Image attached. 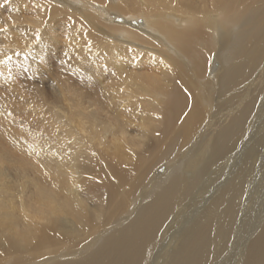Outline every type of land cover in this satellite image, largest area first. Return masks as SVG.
<instances>
[{
    "label": "bare ground",
    "instance_id": "1",
    "mask_svg": "<svg viewBox=\"0 0 264 264\" xmlns=\"http://www.w3.org/2000/svg\"><path fill=\"white\" fill-rule=\"evenodd\" d=\"M0 85V264H264V0H0Z\"/></svg>",
    "mask_w": 264,
    "mask_h": 264
},
{
    "label": "rangeland",
    "instance_id": "2",
    "mask_svg": "<svg viewBox=\"0 0 264 264\" xmlns=\"http://www.w3.org/2000/svg\"><path fill=\"white\" fill-rule=\"evenodd\" d=\"M40 87L43 88L45 91H46V94L48 96V94L50 93L51 91V86H49L46 81H41L40 82ZM47 87V88H46ZM7 88L6 86L4 85H0V107L3 106V108H7L8 110L7 111H12L15 107V101H16V95L11 93L8 88L7 90L5 89ZM5 92V93H4ZM7 92V93H6ZM10 92V93H9ZM6 95V96H5ZM1 96L4 98H1ZM7 98V99H6ZM7 102V103H6ZM11 102V103H10ZM4 103V104H3ZM14 112V111H13ZM12 112V113H13ZM13 118H14V115H13ZM9 120V119H8ZM20 126L22 125V123L24 124V122L20 121Z\"/></svg>",
    "mask_w": 264,
    "mask_h": 264
}]
</instances>
